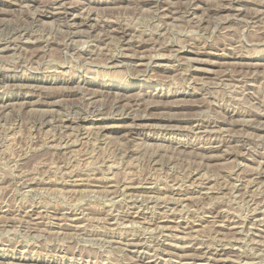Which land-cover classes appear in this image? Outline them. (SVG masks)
<instances>
[{"label": "rangeland", "instance_id": "374dc122", "mask_svg": "<svg viewBox=\"0 0 264 264\" xmlns=\"http://www.w3.org/2000/svg\"><path fill=\"white\" fill-rule=\"evenodd\" d=\"M0 264H264V0H0Z\"/></svg>", "mask_w": 264, "mask_h": 264}, {"label": "bare ground", "instance_id": "6f19581e", "mask_svg": "<svg viewBox=\"0 0 264 264\" xmlns=\"http://www.w3.org/2000/svg\"><path fill=\"white\" fill-rule=\"evenodd\" d=\"M226 6V5H225ZM4 34V33H3ZM120 35H122V34H120ZM2 55V54H1ZM101 90V89H100ZM135 107V106H134ZM42 112V111H41ZM112 189V188H111ZM141 205V204H140ZM189 261V260H188ZM199 262V261H198Z\"/></svg>", "mask_w": 264, "mask_h": 264}]
</instances>
